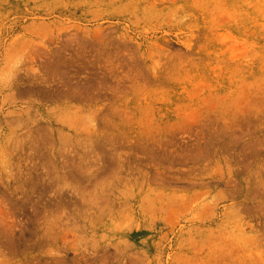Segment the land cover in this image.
<instances>
[{
    "label": "rangeland",
    "instance_id": "374dc122",
    "mask_svg": "<svg viewBox=\"0 0 264 264\" xmlns=\"http://www.w3.org/2000/svg\"><path fill=\"white\" fill-rule=\"evenodd\" d=\"M0 264H264V0H0Z\"/></svg>",
    "mask_w": 264,
    "mask_h": 264
}]
</instances>
